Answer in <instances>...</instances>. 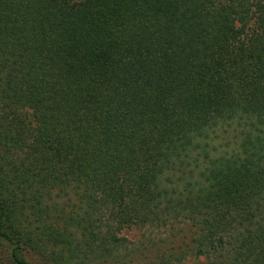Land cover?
I'll list each match as a JSON object with an SVG mask.
<instances>
[{
    "label": "trees",
    "instance_id": "trees-1",
    "mask_svg": "<svg viewBox=\"0 0 264 264\" xmlns=\"http://www.w3.org/2000/svg\"><path fill=\"white\" fill-rule=\"evenodd\" d=\"M187 258L264 264V0H0V264Z\"/></svg>",
    "mask_w": 264,
    "mask_h": 264
},
{
    "label": "rangeland",
    "instance_id": "rangeland-1",
    "mask_svg": "<svg viewBox=\"0 0 264 264\" xmlns=\"http://www.w3.org/2000/svg\"><path fill=\"white\" fill-rule=\"evenodd\" d=\"M122 235L126 237L128 241L137 242L142 240L141 232L136 229L124 230ZM205 261L202 258H187L183 264H204Z\"/></svg>",
    "mask_w": 264,
    "mask_h": 264
}]
</instances>
